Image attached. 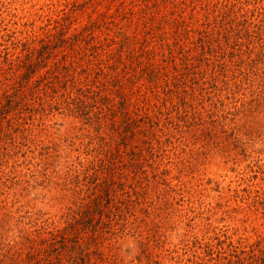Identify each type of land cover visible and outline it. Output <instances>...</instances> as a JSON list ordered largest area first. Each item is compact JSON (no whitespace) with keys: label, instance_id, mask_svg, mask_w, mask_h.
<instances>
[{"label":"rangeland","instance_id":"1","mask_svg":"<svg viewBox=\"0 0 264 264\" xmlns=\"http://www.w3.org/2000/svg\"><path fill=\"white\" fill-rule=\"evenodd\" d=\"M0 264H264V0H0Z\"/></svg>","mask_w":264,"mask_h":264},{"label":"trees","instance_id":"2","mask_svg":"<svg viewBox=\"0 0 264 264\" xmlns=\"http://www.w3.org/2000/svg\"><path fill=\"white\" fill-rule=\"evenodd\" d=\"M52 36L54 35V34H51ZM131 161H133V160H131ZM112 178L111 177H109V181L111 180ZM107 189V187H101L100 188V191H99V193H101V191L103 190H106ZM108 191H110L112 194L114 193V194H116V192H117V190L115 189V188H112V189H107ZM112 191H114V192H112ZM98 208V210L97 211H99V210H101V207H97ZM94 212H96V211H94Z\"/></svg>","mask_w":264,"mask_h":264}]
</instances>
